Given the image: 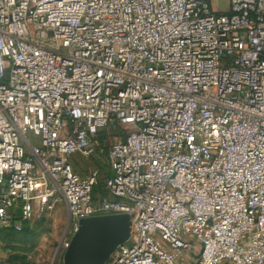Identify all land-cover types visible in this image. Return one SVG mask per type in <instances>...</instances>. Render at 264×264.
I'll use <instances>...</instances> for the list:
<instances>
[{"label": "built area", "instance_id": "built-area-1", "mask_svg": "<svg viewBox=\"0 0 264 264\" xmlns=\"http://www.w3.org/2000/svg\"><path fill=\"white\" fill-rule=\"evenodd\" d=\"M61 199L62 253L127 214L106 264H264V0H0V232Z\"/></svg>", "mask_w": 264, "mask_h": 264}, {"label": "rangeland", "instance_id": "rangeland-1", "mask_svg": "<svg viewBox=\"0 0 264 264\" xmlns=\"http://www.w3.org/2000/svg\"><path fill=\"white\" fill-rule=\"evenodd\" d=\"M219 11L228 9V0H216ZM122 127L109 125L97 136L101 148L91 157L83 159L75 156L71 162L83 175L98 171V182L95 186V197L110 199L104 192L103 178L109 173L106 164L108 150L115 141L122 138ZM68 207L61 199L51 212L42 213L21 233L5 231L0 233V264H51L58 246L63 241V233L68 223Z\"/></svg>", "mask_w": 264, "mask_h": 264}, {"label": "water", "instance_id": "water-1", "mask_svg": "<svg viewBox=\"0 0 264 264\" xmlns=\"http://www.w3.org/2000/svg\"><path fill=\"white\" fill-rule=\"evenodd\" d=\"M130 235L131 221L127 214L82 219L68 248L62 253L60 245L51 264L60 259L62 264H106Z\"/></svg>", "mask_w": 264, "mask_h": 264}, {"label": "trees", "instance_id": "trees-1", "mask_svg": "<svg viewBox=\"0 0 264 264\" xmlns=\"http://www.w3.org/2000/svg\"><path fill=\"white\" fill-rule=\"evenodd\" d=\"M109 177V173H108V175H106V177H104L103 178V190H104V192L106 193V194H108V191L106 190V186H105V181H106V179ZM94 190H95V188H94ZM94 197H95V193H94ZM102 199H104V198H102ZM95 200L97 201V198L95 197ZM26 228H28L27 226H25L24 227V229L21 231V232H24V231H26L27 229ZM5 231H12V232H16V233H21V232H17L15 229H13V228H9V229H5V230H3V231H1L0 233H2V232H5Z\"/></svg>", "mask_w": 264, "mask_h": 264}]
</instances>
